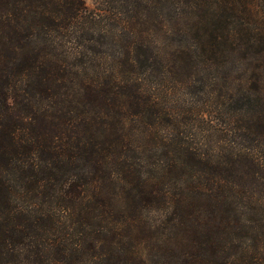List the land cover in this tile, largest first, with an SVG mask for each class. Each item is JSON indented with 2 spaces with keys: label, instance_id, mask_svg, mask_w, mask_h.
<instances>
[{
  "label": "trees",
  "instance_id": "1",
  "mask_svg": "<svg viewBox=\"0 0 264 264\" xmlns=\"http://www.w3.org/2000/svg\"><path fill=\"white\" fill-rule=\"evenodd\" d=\"M0 264H264V0H0Z\"/></svg>",
  "mask_w": 264,
  "mask_h": 264
},
{
  "label": "rangeland",
  "instance_id": "2",
  "mask_svg": "<svg viewBox=\"0 0 264 264\" xmlns=\"http://www.w3.org/2000/svg\"><path fill=\"white\" fill-rule=\"evenodd\" d=\"M84 1H85L86 5L89 8H91V9L97 7V0H84ZM110 6H111V4L109 3V4L104 5V8H106V9L108 8L109 9V8H111ZM175 95H176V100H177L178 104L190 105L191 101L189 100L188 95L183 94V92H181V93L178 92ZM204 97H205L204 95H201V96H198V97L196 96V99L199 100L198 105H195L196 107L197 106H201L203 104ZM211 107H214V104ZM223 111L225 112V114L221 115V116L218 115L217 113L215 115V112H214V115H212L211 113L208 114L210 116V118L212 119L213 124L217 125L218 127L223 126L225 124V122H226L225 121V117H226L227 110L224 108ZM196 132H197V136H200V135H202L204 133L206 134V127L203 124H201V125L198 124Z\"/></svg>",
  "mask_w": 264,
  "mask_h": 264
}]
</instances>
